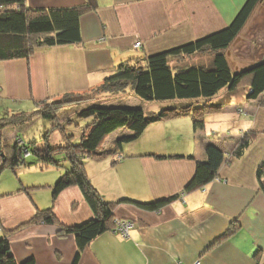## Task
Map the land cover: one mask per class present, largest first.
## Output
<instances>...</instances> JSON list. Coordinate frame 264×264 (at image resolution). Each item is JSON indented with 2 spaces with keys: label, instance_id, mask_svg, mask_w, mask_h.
<instances>
[{
  "label": "crops",
  "instance_id": "obj_1",
  "mask_svg": "<svg viewBox=\"0 0 264 264\" xmlns=\"http://www.w3.org/2000/svg\"><path fill=\"white\" fill-rule=\"evenodd\" d=\"M84 2L26 0L25 6L63 8ZM97 2L94 11L81 16L79 43L40 47L24 58H0V118L33 111L38 103L66 93L90 94L122 64H133L225 28L246 0ZM138 40L142 45L137 48ZM225 53L235 73L264 62V0L257 3ZM213 56L214 52L206 48L173 59V63L209 67ZM247 87L222 89L210 101L222 109L206 116L202 130L195 129L187 116L158 120L119 151L113 143L129 131L114 132L112 137H116L105 143L107 156L85 159L92 184L104 200L117 202L115 217L133 219L135 226L128 238L112 230L103 232L85 246L78 264H191L196 260L200 264H264V174L258 175V169L264 166V105L262 95L247 97ZM116 93L111 92L109 97L114 102L102 104L145 107L129 88ZM249 132L254 133L252 142L237 156ZM209 143L225 152L218 176L199 189L185 191L197 162L207 159ZM43 144L42 139L37 143ZM50 174L41 182L47 184L34 186L48 188L42 191L41 199L33 200L34 205L24 197L31 194V185L22 184L18 190L5 192L23 201L17 209L14 204L10 215L0 211V236L9 234L11 251L19 264L30 258L35 264H72L78 251L75 235L60 236L57 224L37 221L22 225L38 209L52 205L51 189L61 171ZM175 195L158 210L144 209L128 200L118 202H151ZM53 205L56 216L67 225L82 223L94 215L78 186L61 191ZM232 227L235 232L223 238ZM257 251L258 262L254 257Z\"/></svg>",
  "mask_w": 264,
  "mask_h": 264
},
{
  "label": "trees",
  "instance_id": "obj_2",
  "mask_svg": "<svg viewBox=\"0 0 264 264\" xmlns=\"http://www.w3.org/2000/svg\"><path fill=\"white\" fill-rule=\"evenodd\" d=\"M259 1L246 0L233 21L219 31L144 59H138L133 64L120 65L101 86L104 91L113 93L130 88L140 100L149 102L176 100L186 103L154 113H148L143 107L135 105L102 103L88 105L76 112L80 118H91L77 143L70 139L71 135H64L65 144L58 146L52 145L49 135L43 137V146L37 145L38 140H34L32 146H29L18 136L13 142L3 141L0 138L1 169L11 167L14 170L17 166L33 164V161H27L31 156H35L40 161L39 168H47L50 165L66 168L53 186L52 205L38 209L37 213L22 225L42 221L57 224L60 236L75 235L78 251L72 264H78L85 246L103 232L112 230L114 226V207L117 202L104 200L92 184L85 163L88 156L98 159L107 156L105 143L111 134L118 130L129 131L115 139L113 144L116 151H119L124 143L137 139L149 124L158 120L187 116L193 120L195 129L202 130L205 127L206 116L222 109L220 105L210 104V101L224 88L234 91L246 85L249 88L247 97L259 98L262 95L261 104L264 105V62L246 71L235 73L225 53ZM25 2L26 0H0L1 59L29 57L37 48L44 46L79 43L82 40L81 16L86 12L94 11L98 6L97 0H85L82 5L63 8H29L25 6ZM206 48L214 52L212 65L209 67L173 63V59L190 56ZM75 94L78 93H66L59 100L38 103L33 111H22L20 114L1 117L0 134L2 129L9 125L5 120L11 117L28 116L31 117L30 120L36 116L57 118L58 108L63 106L61 104L73 102L72 98ZM29 118L23 120L17 118V122L13 121L12 124L14 127L23 125ZM253 137V132L245 134L237 150V156L243 154ZM18 139H23L24 144H20ZM24 149L31 152L29 157L24 156ZM57 153L64 154L63 163L55 158ZM206 155L205 161L197 162L195 174L186 185L185 191L199 189L218 176V170L225 160V152L216 144L209 143L206 146ZM118 158L122 157L119 155ZM263 174L264 166H261L258 175L261 177ZM70 186H78L82 190L93 210V218L79 224L67 225L56 216L53 203L59 193ZM176 197L177 195L151 202L130 199H121L118 202L128 200L144 209L158 210ZM234 227L227 231L223 238L235 232ZM259 256L260 253L257 251L254 255L257 262ZM0 264H19L11 251L9 234L0 236ZM20 264H35V260L30 258Z\"/></svg>",
  "mask_w": 264,
  "mask_h": 264
},
{
  "label": "rangeland",
  "instance_id": "obj_3",
  "mask_svg": "<svg viewBox=\"0 0 264 264\" xmlns=\"http://www.w3.org/2000/svg\"><path fill=\"white\" fill-rule=\"evenodd\" d=\"M130 89V88H129ZM102 88H98L95 91H91L90 94H75L72 99H74L73 102L69 104H61L60 108H58L57 111V118H45L43 116H36L33 119L30 120L28 116H22V117H11L5 120L6 123H9V125L2 129L1 137L3 141H14L15 137H21L25 140L26 144L29 146H32V142L34 140L40 141L43 139L44 136L49 135V139L54 146L65 144V138L64 135H71V140H73L74 143L79 142L81 135L83 134V131L86 129L88 123L91 121V118H80L78 115H76L75 109H81L83 107H86L90 105L91 103H103V102H114L115 99H110L109 97H112L111 92L105 93ZM113 93V92H112ZM118 94V93H114ZM61 97L57 98L58 100ZM142 103L145 105V110L151 111L152 108L158 109H164L172 107L176 103L178 104L179 101H154L149 102L145 100H141ZM182 104V103H181ZM75 105H77L75 107ZM154 105H157L155 107ZM60 104L58 105V107ZM82 106V107H78ZM158 106H161L159 108ZM17 118L19 120H23L25 118H29L28 122L24 123L23 125H17L16 127L13 126V121L17 122ZM60 120V121H59ZM115 135V134H114ZM116 137V136H113ZM112 134L107 139V144L111 143ZM55 158L58 159L60 162L64 159V154L57 153L55 155ZM33 161V164L25 165L24 167H15L14 170L11 167H7L5 169L2 168V162L0 160V211L4 215H10L11 211L14 210V204L15 208H18V204L21 205L23 201H20V197L16 196H9L8 193L9 190H18L22 184L24 185H31L33 187L29 188V192L31 194H24V197H27L31 204L34 201H38L41 199L40 196H42V191H45V189H48L45 185V187H35L34 186H41V184H47V183H41L43 182V179H46L48 175H51L50 173H58L61 171L62 173L65 172L66 168H61L57 166H48L47 168H39L40 161L35 156H31L28 160ZM63 163V161H62ZM16 192V191H15ZM51 192H53V189H51ZM17 204V205H16ZM34 205V203H33ZM22 206V205H21ZM36 206V205H35ZM116 218V217H115ZM3 235V233H1Z\"/></svg>",
  "mask_w": 264,
  "mask_h": 264
},
{
  "label": "built area",
  "instance_id": "obj_4",
  "mask_svg": "<svg viewBox=\"0 0 264 264\" xmlns=\"http://www.w3.org/2000/svg\"><path fill=\"white\" fill-rule=\"evenodd\" d=\"M142 45V41L138 40L135 43V47H140ZM20 144H24V140L23 139H18ZM24 156L25 157H29L31 152L28 149H24ZM135 226V221L133 219H128V218H115L114 220V226L112 231L117 233L118 235H120L123 238H128L130 237V231L131 229ZM3 230L2 225L0 224V232ZM200 260H196L195 262L191 263V264H200Z\"/></svg>",
  "mask_w": 264,
  "mask_h": 264
}]
</instances>
